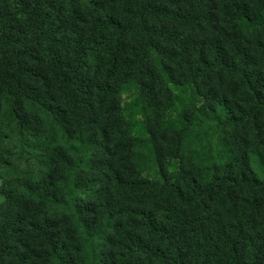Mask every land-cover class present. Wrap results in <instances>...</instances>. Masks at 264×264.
<instances>
[{
  "label": "trees",
  "instance_id": "obj_1",
  "mask_svg": "<svg viewBox=\"0 0 264 264\" xmlns=\"http://www.w3.org/2000/svg\"><path fill=\"white\" fill-rule=\"evenodd\" d=\"M0 264H264V0H0Z\"/></svg>",
  "mask_w": 264,
  "mask_h": 264
},
{
  "label": "rangeland",
  "instance_id": "obj_2",
  "mask_svg": "<svg viewBox=\"0 0 264 264\" xmlns=\"http://www.w3.org/2000/svg\"><path fill=\"white\" fill-rule=\"evenodd\" d=\"M0 186H1V180H0ZM0 199H2V195L0 194Z\"/></svg>",
  "mask_w": 264,
  "mask_h": 264
}]
</instances>
